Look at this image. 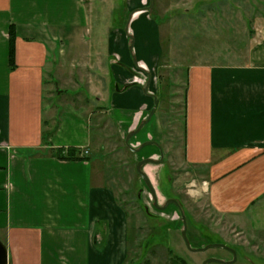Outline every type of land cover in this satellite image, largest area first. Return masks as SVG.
<instances>
[{"label": "crops", "instance_id": "0c3cea01", "mask_svg": "<svg viewBox=\"0 0 264 264\" xmlns=\"http://www.w3.org/2000/svg\"><path fill=\"white\" fill-rule=\"evenodd\" d=\"M146 1L123 0L128 19L107 33L108 90L96 102L138 162L151 160L141 170L151 166L153 172L163 162L157 94L166 29ZM87 6L85 0H0V244L6 264H124L128 256L124 210L94 174L97 116L90 122L85 107L65 102L46 131V79L63 43L75 55L84 51L82 42L69 39L87 32ZM85 49L98 56V46ZM183 133L184 161L206 168V193L213 205L219 202L218 211L240 221L264 218V24L244 63L186 68ZM69 147L84 159L48 154Z\"/></svg>", "mask_w": 264, "mask_h": 264}, {"label": "rangeland", "instance_id": "374dc122", "mask_svg": "<svg viewBox=\"0 0 264 264\" xmlns=\"http://www.w3.org/2000/svg\"><path fill=\"white\" fill-rule=\"evenodd\" d=\"M85 1L89 10L87 32L78 33L69 41L72 45L82 42L87 48L98 46L99 57L88 55L85 47L75 55L65 43L60 55L56 51L57 59L52 62L44 87V105L50 108L46 131L55 127L65 102L85 107L84 115L89 120L91 115L97 116L91 123L97 131L91 158L95 176L114 191L126 215L129 242L124 264H183L179 258L185 264H202L209 258L232 260V255L220 248L188 250L181 234L182 215L191 249L223 244L236 252L233 264H264V218L248 216L240 221L218 211L219 202L213 205L206 193V168H194L184 161L183 133L186 68L191 63H244L264 24V0H153L152 17L166 29L162 33L164 51L157 94L161 102L163 162L153 166V172L147 169L151 166L143 167V171L150 179L159 207L168 200L177 202L164 210L154 206L149 189L135 171L139 156L125 145V136L120 137L116 127L108 122L103 104L96 102V97L108 90L107 33L122 27L128 19L123 0ZM146 4L149 9V0ZM163 12L166 17L159 18Z\"/></svg>", "mask_w": 264, "mask_h": 264}, {"label": "water", "instance_id": "95a60500", "mask_svg": "<svg viewBox=\"0 0 264 264\" xmlns=\"http://www.w3.org/2000/svg\"><path fill=\"white\" fill-rule=\"evenodd\" d=\"M152 5H153V0H150V4H149V9L152 8ZM155 105H157V102L155 101ZM128 141V138L126 139V142ZM148 145V143L146 144ZM131 151H133L132 149H130ZM151 162V160H143V161H140L137 163L136 165V173L139 175V177L144 181L145 185L147 186V188L149 189L151 195H152V198H153V201H154V206L159 209V210H164L168 205L170 204H174V205H177V202L175 200H168L164 206L162 207H159L157 205V200H156V196H155V192H154V189L151 185V182L150 180L148 179V177L145 175V173L141 170L142 166L146 163H149ZM182 223H183V231H182V238H183V241L185 243V246L188 250L192 251V252H204L208 249H214V248H220V249H223L227 252H229L231 255H232V260L230 262H223L221 260H218V259H215V258H209L207 260H205L202 264H210V263H217V264H233L235 263L236 261V252L223 245V244H210V245H207L206 247L202 248V249H191L190 248V245H189V242L187 240V237H186V222H185V217L182 215ZM0 264H6V259H5V254H4V249L2 247V245L0 244Z\"/></svg>", "mask_w": 264, "mask_h": 264}, {"label": "trees", "instance_id": "16d2710c", "mask_svg": "<svg viewBox=\"0 0 264 264\" xmlns=\"http://www.w3.org/2000/svg\"><path fill=\"white\" fill-rule=\"evenodd\" d=\"M10 36L12 39V31L10 29ZM12 42V40H11ZM13 65V47L12 43L10 46V66ZM52 133L45 134L44 140L47 141V138L51 135ZM48 154L54 158H57L58 160L62 161H77V160H83L84 158L81 156V151L76 148H50L48 151ZM178 259V258H176ZM178 261L181 263L185 264V262L179 258Z\"/></svg>", "mask_w": 264, "mask_h": 264}]
</instances>
